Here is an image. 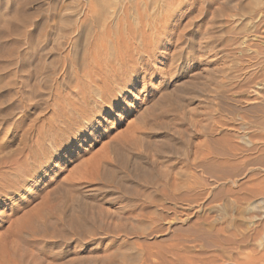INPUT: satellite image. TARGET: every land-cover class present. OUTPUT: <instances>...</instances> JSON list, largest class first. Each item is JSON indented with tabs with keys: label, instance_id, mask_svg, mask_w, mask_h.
Here are the masks:
<instances>
[{
	"label": "rangeland",
	"instance_id": "374dc122",
	"mask_svg": "<svg viewBox=\"0 0 264 264\" xmlns=\"http://www.w3.org/2000/svg\"><path fill=\"white\" fill-rule=\"evenodd\" d=\"M25 1L0 0V17L17 23L38 13V21L56 5L86 11L90 5L99 16L90 12L89 25H105L94 27L88 46L100 50L94 57L113 79L108 93L119 102L98 113L101 83L89 78L96 68L88 66L80 82L72 67L67 84L61 63L51 94L42 89L1 125L0 156L28 130L16 159L32 165L35 151L38 159L26 167L19 188L0 198V240L9 248L6 253L1 244L0 264H264V0ZM14 8L23 9L19 19ZM69 49L54 54L71 56ZM55 56L45 57L46 64ZM83 92L94 127L64 144L57 136L64 127L60 112ZM235 145L244 151L232 155ZM128 156L147 179L163 171L170 182L177 178V188L164 173L154 182L184 200L163 197L154 186L139 187L149 199L123 196L107 180L116 171L139 185L120 168ZM20 170L1 168L9 175Z\"/></svg>",
	"mask_w": 264,
	"mask_h": 264
},
{
	"label": "bare ground",
	"instance_id": "6f19581e",
	"mask_svg": "<svg viewBox=\"0 0 264 264\" xmlns=\"http://www.w3.org/2000/svg\"><path fill=\"white\" fill-rule=\"evenodd\" d=\"M3 1H5V0H3ZM26 1H28V0H26ZM26 1H25V3H26ZM33 1L35 2V0H33ZM56 1H58V0H56ZM99 1H101V0H99ZM20 2L21 1H19V3ZM53 2H55V1H53ZM53 2H51V3L53 4ZM15 3H16V0H15ZM17 3H18V1H17ZM63 3H62V5H63ZM56 6H54L50 10V12H49L50 17L45 19L46 14L44 13L45 18H42V19L40 18L41 20H39V17H37L38 21L34 20V18L36 16H38L37 15L38 13L36 15L33 13V16L35 15V17H32V16H30V14L27 11L26 12L29 14V15L27 14V16L30 17V18L29 17L28 18L31 19V17H32L33 19L22 20L21 22H19L21 20L20 19L19 21H17V23L14 20V22L16 24L13 21L7 20V18L5 19V17L4 18L0 17V18L4 19L2 21L3 22L2 24L4 26H6V28H7V32L5 31L6 34L2 31V33L5 34V39H4L5 43H4V45L0 44V45H3V47L1 46L2 48H0L1 49L0 50V127H2L1 125H4L6 123V121L10 117H12L16 112L17 113H19V111L22 112L27 107L25 105L27 102L28 103L31 102V104H32V102H34L35 99H38L39 98L38 95L42 91V89H44L46 91L49 90L48 92H49V94H51L50 92L52 89H50V87L53 88V86H55V85L50 86V84L52 85L53 81L55 82V79L58 77L57 75L60 73L61 69L64 73L65 80H67L69 78V80L67 81V84H72L70 81L71 76L69 77V75H70L71 68L74 66L78 67V69L80 71V72L78 70L75 71L77 79L79 77L85 79V75L87 73V72L85 73V69L88 66L92 65L93 67H95L97 69V70L95 69L94 72L89 73V78L91 79V81H93V78H94L96 83L97 82L101 83V85L99 86L100 87L99 93L97 95L99 97V101H97L98 108L96 109V111H98V113L103 112L106 106L110 105V106L114 107L113 105L116 104V102L117 103L119 102L118 98L112 97L113 95L111 94L112 95L111 96L110 93H108V91L111 90V87H113V86H111L113 83V79L110 78L104 72V69H105L103 67L104 65L99 63L97 58H95L97 56L94 57V55H95L94 50L97 49L96 48L97 46L96 45L88 46V45H90V43H89L90 39L94 38V36H93L94 27L101 29L104 27L105 24L103 25V24H101L102 22L101 23L97 22V20L95 18V19H93V21L96 20L95 21L96 24H94V26L89 25L88 14L90 12L91 13L93 12V11H91L90 5H89V8H87L88 6L86 7L88 9V11H86L85 8H79L78 6H76V7L73 6L72 8H70L69 5H68L69 7H67L64 4L65 7H63V6L61 7V5H60V9H58V7H56ZM83 6L85 7V5H82V7ZM6 8H8V7H6ZM48 8H50L49 5H48ZM99 8H101V6ZM16 9L14 8V11L11 13L13 15V17L17 15V13L19 12V10L21 8H19V9L16 8ZM94 10H95V8H94ZM22 11H23V9L21 10V12ZM44 11H45V9H44ZM85 11H86V13H85ZM21 12H19V13L21 14ZM19 13L17 15L18 19H19ZM94 14H97V13H95V12L92 13L93 18L95 16L97 17L98 14L97 15H94ZM2 15H3V13H2ZM40 17H42V16H40ZM2 19H0V20H2ZM26 19H27V17H26ZM101 19H102V17H101ZM8 21H10V23ZM11 22H13L14 24L12 25ZM89 22H91V21H89ZM91 23H93V22H91ZM95 31H96V29H95ZM2 42H3V40H2ZM113 42L114 41H112V43ZM119 42H121V41H119ZM117 43H118V41H117ZM117 43L116 42L113 43V45H115L117 47L116 49L123 47V45L120 46L121 43H118V44ZM66 47L71 48L69 50L72 51V54H71V56H69L70 54L68 55L70 59L64 53L65 55H63V54L62 55L66 56V58H64V61L62 59H61L62 61H60L59 55L62 57V55H61V53L63 52L62 50H64ZM97 50H99V49H97ZM124 50L127 51V49H125V48H124ZM55 51L58 53L61 51L62 52L60 54H57V53L54 54ZM114 51H116V50H114ZM52 52H53L52 55H54V56L58 55V56L55 60L53 59V61H51L50 64H46L47 59H49V57L52 56V55H50ZM119 52H120V49H119ZM123 53L124 52H122V54ZM45 57L47 58L46 60H45ZM90 59H91V61H90ZM129 59H130V57H129ZM94 61H95V63H94ZM54 63L58 64V66L57 65L55 66ZM61 63L63 64V66L60 69ZM91 63H93V64H91ZM120 63H121V60H120ZM59 64H60V66H59ZM122 64H125V59H124V61L122 60ZM74 68H73V70H76V68L75 69ZM116 69L113 68L111 70L112 71H118ZM91 70H93V68ZM63 73H61V74H63ZM116 74H115L116 76L115 75H113V76L117 79H120L117 72H116ZM61 76H59V78ZM65 80H63L65 82V83L63 82L64 84H66ZM78 80L80 81V79H78ZM80 82H82V81H80ZM73 83L76 84V82H73ZM56 84L59 85V80L56 82ZM67 84H66V86H68ZM80 85H82V84H80ZM80 85H77V86L72 85V86H75V88H77V87L79 88V87H82ZM84 87H85V85H84ZM57 88H55V89H57ZM69 88H71V86H69ZM84 92L80 93L81 95L78 93V95L81 96V98L79 100L74 101V102H70L69 105H67V106H70L69 110L64 109L60 112V117L63 118L64 127H63V130H61L60 135H57V136H58V138H60L61 136H64L63 139L61 140V141H63L64 144H68L70 142L71 136L76 137L79 135V133L83 132L84 129H87L88 127H90V128L94 127V125H93L94 124V118L89 115V113L87 112V110L85 108V93ZM121 93H122V91H121ZM40 94L43 95V93H40ZM49 94H47V95H49ZM60 95H61V92H60ZM56 96H55V99H56ZM36 97H38V98H36ZM46 97H44V98L46 99ZM87 97H89V96H87ZM44 98H42L43 101L45 100ZM42 100H40V102ZM46 101H44V102H46ZM55 101H57V100H55ZM68 101H69V98H68ZM40 102H39V104H40ZM28 103H27V105H28ZM33 105H34V103H33ZM37 106H38V102H37ZM31 107H32V105H31ZM66 109H68V107ZM83 121H85L86 123H83ZM15 129H18V127H16ZM195 129H196V127H195ZM28 135H29V131L24 130L22 132V134L20 136H18V141H17L16 147L14 149H12L11 151H9V154H7V155L1 154L2 156H0V198L5 197V196L9 195L10 192L18 189L19 187L17 188V186H15V184L17 183L18 180L19 181L21 180L23 175L25 176V172L27 171L26 167L30 163L26 165L27 160H24L22 162L21 159H19V158L16 159V156L18 157L19 155H21L23 150L26 148V144L28 143V140H29ZM47 137H46V139L48 141L50 140L49 143L52 142L53 137H49V138H47ZM13 138H14V141L16 142L17 136L13 137ZM43 142H44L43 144L45 145V142H46L45 139ZM4 144H5V141H4V143H1L0 146H2ZM195 150H197V149H195ZM240 151H244V150H242V147H238L235 145L234 147H231L230 151H228V152H231L232 155H235V153H238ZM0 152L2 153V150ZM31 152H29V153H31ZM194 154L197 156L198 155L197 151ZM226 154H230V153L226 152ZM196 156H195L193 161H196V159H197ZM28 159L32 161V165L30 164V167L31 166L35 167V165L37 164L36 159H38V153H36V151L31 153V155ZM45 159L48 161L47 156ZM243 160L246 161V159H243ZM131 162H132V159L130 156H128V159H125L122 161L120 168L123 169L124 172L129 171L128 173H131V174H128L129 176L130 175L134 176V177L137 176L138 179L136 177L135 178L139 181V183H137L139 185L134 186V185L130 184V182L127 181L126 177L119 176L118 172H116V171H113L112 175H110L109 178L107 177L108 180L106 179L111 184H115L117 186H120L122 188V192H121L122 195L123 196L124 195L130 196L132 198L131 202L136 200V199H139V198H141V199L142 198H144V199L151 198L152 194L149 195L148 192H146V191L143 192L142 190L139 189L140 186L141 187H146V186L152 187V186H154L156 188L155 190L159 194H161L163 197H166V198L171 199L173 201L184 200L185 197L183 195L181 196L179 194H176V192L170 193V191L168 192L166 188H161V186H159V184L154 182L155 180L158 181L157 179L161 175H163V173H164L165 176L164 175L163 176H164V179L166 180V182H168L167 184L168 185L171 184L170 186L177 188V183H176L177 178L176 179L172 178V180H171L172 182H170V180H169L170 176L167 177L166 176L167 173L165 174V172L163 170H160L159 169L160 167H159L158 169L160 171H163V173L160 174L161 172L158 170V172L160 174L159 177L157 176L158 172L157 173L155 172L156 176L158 178L157 177H156V179L153 178V176H155V175L151 174L153 176L147 179L146 174L139 173L138 164L133 165ZM9 165L14 166L18 170L21 169L20 173L19 174H17V173L11 174L10 173L11 175H9V174L1 171V168L3 169L4 166H9ZM40 165H41V162H40L39 166ZM139 166H141V165L139 164ZM153 166H154V164H153ZM196 167H197V165H193L190 167V169H196ZM147 169L149 172H152V171H150V170H152V167H151V169L150 168H147ZM142 173H144V172H142ZM192 173H194V172H192ZM147 174H148V172H147ZM163 176H161V177H163ZM189 179L192 180L191 183L196 185L198 178H197L195 173L191 174ZM132 183H134V182L132 181ZM172 192H173V190H172ZM128 202H130V201H128ZM130 205L131 204L128 203L125 207H130ZM129 214H130V216L131 215L133 217L135 216L134 213H132V212H130ZM67 220H69V219H67ZM69 224H70V222H69ZM2 242L3 241L0 240V246L3 245L5 247L7 246L6 248H8V245L6 244V242H5L6 245H4ZM3 248L4 247H2L0 249H3ZM3 250L0 251V255L3 252ZM6 251H9V248L5 249V252ZM16 251H14V253ZM19 251H21V250H19ZM17 253L18 252H16L15 254H17ZM15 254L12 253L13 256H20L18 254L17 255H15ZM3 255H4V253H3ZM1 258L2 257H0V259ZM31 262H33V264H34V262H36V261L34 260ZM31 262H30V264H31Z\"/></svg>",
	"mask_w": 264,
	"mask_h": 264
}]
</instances>
